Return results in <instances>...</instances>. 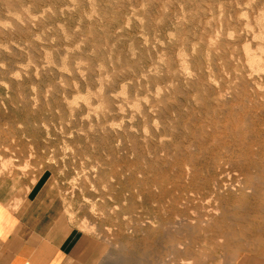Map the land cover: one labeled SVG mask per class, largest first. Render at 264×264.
Wrapping results in <instances>:
<instances>
[{
	"label": "rangeland",
	"instance_id": "374dc122",
	"mask_svg": "<svg viewBox=\"0 0 264 264\" xmlns=\"http://www.w3.org/2000/svg\"><path fill=\"white\" fill-rule=\"evenodd\" d=\"M0 22L14 208L37 195L99 264H264V0H0Z\"/></svg>",
	"mask_w": 264,
	"mask_h": 264
},
{
	"label": "crops",
	"instance_id": "0c3cea01",
	"mask_svg": "<svg viewBox=\"0 0 264 264\" xmlns=\"http://www.w3.org/2000/svg\"><path fill=\"white\" fill-rule=\"evenodd\" d=\"M36 197L14 208L0 195V264H99L81 233L66 229L63 218L51 217Z\"/></svg>",
	"mask_w": 264,
	"mask_h": 264
},
{
	"label": "bare ground",
	"instance_id": "6f19581e",
	"mask_svg": "<svg viewBox=\"0 0 264 264\" xmlns=\"http://www.w3.org/2000/svg\"><path fill=\"white\" fill-rule=\"evenodd\" d=\"M29 7V6H28ZM241 10V9H240ZM2 18V17H1ZM9 21V20H8ZM21 21V20H20ZM0 24H1V22H0ZM2 26V25H1ZM5 29V28H4ZM254 57V56H253ZM251 59V58H250ZM252 60H254V59H252ZM254 62V61H253ZM21 64V63H20ZM252 64V63H251ZM258 64V63H257ZM258 66V65H257ZM25 68V67H24ZM11 70V69H10ZM28 71V70H27ZM26 73V72H25ZM13 75H14V73H13ZM17 75V74H16ZM26 75V74H25ZM29 75V74H28ZM252 75V74H251ZM18 78V77H17ZM263 78V77H262ZM2 79V78H1ZM6 79V78H5ZM4 79V80H5ZM20 79V78H19ZM254 83V82H253ZM252 86V85H251ZM8 88V87H7ZM264 90V89H263ZM254 95V94H253ZM263 99V98H262ZM28 100V99H27ZM121 109V108H120ZM13 142V141H12ZM152 144V143H151ZM235 144V143H234ZM2 146V145H1ZM5 150H7V149H5ZM191 150V149H190ZM189 152V151H188ZM198 152V151H197ZM238 152V151H237ZM7 153V152H6ZM187 153V152H186ZM199 153V152H198ZM192 154V153H191ZM199 155V154H198ZM201 155V154H200ZM194 158V157H193ZM219 158V157H218ZM226 158V157H225ZM0 159H2V158H0ZM155 159V158H154ZM10 160V159H9ZM7 160H4L3 162H2V165H3V168L4 167H6V166H8V165H13V163L12 162H6ZM12 161V160H11ZM218 161V160H217ZM11 163V164H10ZM27 163V162H26ZM202 163V162H201ZM216 165H220L221 164V161H218V162H216L215 163ZM1 165V164H0ZM12 165H11V168H12ZM187 165V164H186ZM185 165V166H186ZM10 167V166H9ZM1 168V167H0ZM15 168H16V166H15ZM18 168V167H17ZM216 168V167H215ZM7 169V168H6ZM10 169V168H9ZM13 169V168H12ZM187 169V168H186ZM201 169V168H200ZM217 169V168H216ZM219 169V168H218ZM4 171H5V169H4ZM3 172V171H2ZM188 172H189V170H188ZM248 172V171H247ZM230 173V172H229ZM237 173V172H236ZM139 175V174H138ZM257 176V175H256ZM171 177V176H170ZM228 177V176H227ZM187 178V177H186ZM133 179V178H132ZM238 179H239V177H238ZM120 180V179H119ZM241 180V179H240ZM111 181V180H110ZM257 181V180H256ZM250 182V181H249ZM148 183V182H147ZM214 183V182H213ZM217 183V182H216ZM240 183V182H239ZM140 184V183H139ZM218 184V183H217ZM215 185V184H214ZM236 185H237V183H236ZM212 186V185H211ZM240 186V185H239ZM245 186V185H244ZM215 187H217V186H215ZM225 187V186H224ZM263 187V186H262ZM214 188V187H213ZM124 189V188H123ZM215 189V188H214ZM229 189H233V187L232 188H230L229 187ZM251 189V188H250ZM249 189V190H250ZM253 189V188H252ZM262 189V188H261ZM228 190V189H227ZM237 190V189H236ZM249 190L248 191H246V192H249ZM218 191V190H217ZM259 191V190H258ZM231 192V191H230ZM233 192V191H232ZM220 193H221V191H220ZM241 193V192H240ZM263 194V193H262ZM233 195V194H232ZM244 195V194H243ZM242 195V196H243ZM251 195H253V194H251ZM193 196V195H192ZM212 196H214V195H212ZM241 197V196H240ZM255 197V196H254ZM233 198V197H232ZM122 199V198H121ZM195 199V198H194ZM236 199V198H235ZM259 198L257 197V200H258ZM168 200V199H167ZM202 200V199H201ZM239 200V199H238ZM241 200V199H240ZM243 200V199H242ZM127 201V200H126ZM141 201V200H140ZM254 201V200H253ZM256 201V200H255ZM191 202V201H190ZM215 202H216V200H215ZM234 202V201H233ZM238 202H240V201H238ZM127 203V202H126ZM215 204V203H214ZM258 204V203H257ZM264 204V203H263ZM210 205V204H209ZM208 205V206H209ZM244 205V204H243ZM198 206V205H197ZM217 206V205H216ZM227 206V205H226ZM210 207V206H209ZM204 208V207H203ZM206 208V207H205ZM216 208V207H215ZM223 208V207H222ZM235 209V208H234ZM241 209V208H240ZM239 209V210H240ZM223 210V209H222ZM263 210V209H262ZM207 211V210H206ZM205 211V212H206ZM249 211H250V209H249ZM248 211V212H249ZM229 212V211H228ZM244 212V211H243ZM251 212V211H250ZM256 212V211H255ZM254 212V213H255ZM245 213V212H244ZM239 214V213H238ZM206 215H208L209 217H213V216H215V215H217V212H216V210H213V209H210V210H208L207 212H206ZM234 215V214H233ZM241 215H242V213H241ZM247 213H246V217H247ZM258 215V214H257ZM260 215V214H259ZM232 216V215H231ZM231 216H229L230 218H231ZM250 216V215H249ZM218 217V216H217ZM245 217V216H244ZM252 217V216H251ZM238 217H236V219H237ZM254 218V217H253ZM258 218V217H257ZM209 219H211V218H209ZM215 219H216V217H215ZM224 219V218H223ZM248 219V218H247ZM255 219H256V216H255ZM193 220V219H192ZM225 220V219H224ZM259 221H260V218L258 219ZM262 220V219H261ZM159 221V220H158ZM168 221V220H167ZM184 221V220H183ZM241 221V220H240ZM239 221V222H240ZM148 222V221H147ZM176 222V221H175ZM237 222V221H236ZM247 222V221H246ZM203 223H206V220H205V222H203ZM220 223V222H219ZM248 223V222H247ZM145 224V223H144ZM179 224H181V223H179ZM211 224V223H210ZM215 224V223H214ZM226 224V223H225ZM259 224V223H258ZM177 225V224H176ZM199 225V224H198ZM202 225V224H201ZM204 225V224H203ZM202 225V226H203ZM256 225V224H255ZM184 226V225H183ZM226 226V225H225ZM228 226V225H227ZM185 227V226H184ZM217 227V226H216ZM260 227V226H259ZM179 228V227H178ZM186 228V227H185ZM195 228V227H194ZM235 228V227H234ZM162 229H164V228H162ZM167 229V228H166ZM220 229V228H219ZM249 229V228H248ZM156 230V229H155ZM154 230V231H155ZM194 230H196V229H194ZM222 230H224V229H222ZM236 230V229H235ZM237 230H238V228H237ZM174 231V230H173ZM240 231H242V230H240ZM251 231V230H250ZM258 231H259V229H258ZM181 232V231H180ZM192 232H194L193 230H192ZM198 232V231H197ZM215 233V232H214ZM225 233V232H224ZM261 233V232H260ZM161 234V233H160ZM202 234V233H201ZM216 234V233H215ZM223 234V233H222ZM234 234H236V233H234ZM174 235V234H173ZM192 235V234H191ZM239 235V234H238ZM243 235V234H242ZM178 236V235H177ZM205 236V235H204ZM241 236V235H240ZM244 236V235H243ZM242 236V237H243ZM264 236V235H263ZM262 236V237H263ZM206 237V236H205ZM211 237V236H210ZM220 237H223L224 238V235H221ZM233 237H237V238H233ZM246 238H241V239H243V241L244 242H254V241H256V240H259L260 238H261V235L258 233V232H253V233H249V234H247L246 236H245ZM155 238V237H154ZM166 238V237H165ZM192 238V237H191ZM207 238H209V237H207ZM219 238V237H218ZM231 238H233L234 239V241H237V242H239V240H238V236H232ZM159 239H161V238H159ZM173 239V238H172ZM195 239V238H194ZM197 239V238H196ZM212 239H214V238H212ZM264 239V238H263ZM167 240H168V238H167ZM174 240V239H173ZM172 240V241H173ZM185 240H187V239H185ZM184 240V242H187V241H185ZM205 240H207V239H205ZM224 241H226L225 239H223ZM222 240V241H223ZM231 240V239H230ZM164 241V240H163ZM176 241V240H175ZM178 241V240H177ZM193 241V240H192ZM209 241V240H208ZM216 241V240H215ZM218 241V240H217ZM220 242H221V239L219 240ZM242 241V242H243ZM188 242H190V241H188ZM206 242V241H205ZM232 242H233V240H232ZM236 242V243H237ZM259 242V241H258ZM261 242V241H260ZM159 243V242H158ZM162 243V242H161ZM167 243V242H166ZM170 243V242H169ZM182 243V242H181ZM194 243V242H193ZM195 243H196V241H195ZM199 243V242H198ZM264 243V242H263ZM186 244V243H185ZM184 244V245H185ZM189 244V243H188ZM197 244V243H196ZM209 244V243H208ZM217 244H218V242H217ZM220 244V243H219ZM235 244V243H234ZM169 245V244H168ZM171 245V244H170ZM175 245V244H174ZM183 245V244H182ZM228 245V244H227ZM233 245V244H232ZM249 245V247H250V243L248 244ZM179 246V245H178ZM190 246V245H189ZM188 246V247H189ZM252 246V245H251ZM216 247H217V245H216ZM231 247V246H230ZM197 248V247H196ZM214 248H215V246H214ZM202 249V248H201ZM212 249V248H211ZM173 250V249H172ZM182 250V249H181ZM179 251V250H178ZM187 252H186V254L188 255V253H192L194 250L193 249H191L190 251H188V250H186ZM195 252V251H194ZM193 252V253H194ZM204 252H206V251H204ZM200 253V252H199ZM209 253V252H208ZM253 253V252H252ZM180 254V253H179ZM178 254V255H179ZM206 254V253H205ZM193 255V254H192ZM207 255V254H206ZM205 255V256H206ZM181 256V255H180ZM184 256V255H183ZM194 256V255H193ZM232 256V255H231ZM187 257V256H186ZM190 258H192L191 256H190ZM190 258H186L185 259V261H182L181 262V264H191V259ZM197 260L199 259V258H196ZM192 262H193V260H192ZM194 262H196L195 260H194ZM198 262H199V260H198ZM200 262H202L201 260H200ZM204 262V261H203ZM163 263V262H162ZM194 264V263H193ZM196 264H200V263H197L196 262ZM203 264V263H202ZM205 264V263H204Z\"/></svg>",
	"mask_w": 264,
	"mask_h": 264
}]
</instances>
